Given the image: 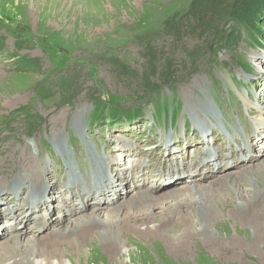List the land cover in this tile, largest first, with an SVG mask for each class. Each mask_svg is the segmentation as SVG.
Instances as JSON below:
<instances>
[{"label": "rangeland", "instance_id": "obj_1", "mask_svg": "<svg viewBox=\"0 0 264 264\" xmlns=\"http://www.w3.org/2000/svg\"><path fill=\"white\" fill-rule=\"evenodd\" d=\"M194 1L196 0H0V181L7 175V171L15 173V176L25 170L17 166V161L22 160L19 153L25 149L32 152L34 143L39 151L45 154L52 152L60 165L66 158H74L69 141L74 145L75 138H78L80 144L81 139H85L83 155L85 152L86 155L92 152L99 155L103 154V149L114 150L115 144L111 139L115 136L127 143L129 140L126 139V133L133 134L135 125V130L144 136H139V141L135 142L130 139L132 142L128 143L152 146L145 143V138L147 140L149 136H157L160 132L157 133L159 130L153 125L155 110L147 103L148 99L154 101V98L143 96L144 83H147L145 78L149 84L157 83L166 66H172L173 81L159 84L160 91L156 100H164L171 107L174 102L181 104L177 121L178 134L180 120L183 118V122L190 121L187 115L189 111L184 110L187 98H194L199 102V99L202 101L208 97V102L216 111H230L224 118L225 121L247 118L250 122L254 115L246 109L244 100L240 98V95H245V100H251L252 105H257L264 115L260 105L264 106V9L256 20L251 21L252 26L259 31L249 30L242 21L245 25H237L240 31L237 45L221 49L215 44L217 32L222 33L218 44L224 43L223 40L227 37L224 32L230 33L234 25L219 21L207 36L200 35L199 31L191 32L186 16ZM169 21L177 22L178 32L166 29V22ZM210 44L212 49H217L216 55L209 48ZM153 58L156 70L150 71L149 62ZM23 59L26 62L19 64ZM66 88L70 91L67 92ZM103 103L107 108L105 118L94 124L93 109L97 104L103 106ZM117 107L121 111L126 107L133 110L140 108L144 124L127 126L122 119H110L106 113ZM200 121L208 122V118L203 116ZM240 121L237 131L240 130L243 134V122ZM75 122L82 127L83 134L73 126ZM69 126L72 127L74 139L68 141ZM88 127L91 129L85 130ZM142 128L146 129V133ZM228 130L223 128L222 138ZM107 140H110L108 146L112 149L106 147ZM60 143L70 147L67 155L58 154L57 146ZM217 144L219 146L221 141L218 140ZM74 147V152L80 150L78 145ZM188 148L190 146L183 147L176 154L177 160L180 161L183 157L180 155L182 152L190 155L192 149ZM258 152L255 150L254 155ZM44 158H48L47 154L43 155ZM91 159L94 160V156L89 158ZM133 159L136 160L137 157H127L123 167L120 165L123 163H118L115 168L127 167V172L134 166L132 164V167H128L129 160L132 163ZM51 160L53 164V159ZM44 161L42 160L43 163ZM156 162L153 165L150 161V168L154 169L153 176ZM35 164L39 166L38 160H35ZM89 164L87 161L85 169H88ZM250 164L255 168L252 170V179L246 183L259 191L257 184L264 187V160L260 163L252 161ZM100 166H103L102 161ZM140 171L135 173L136 176ZM241 171L242 168L239 169ZM62 177L65 175L62 174ZM117 177L123 178V173H118ZM158 177L144 179V184L139 188L154 190V182L159 183ZM203 177L197 182L193 180L192 185L189 181L186 183L188 177L180 183L174 180V187L159 189L153 194L161 195L162 192L184 189L186 185L208 184L218 176L210 179ZM241 179H244V175ZM52 182L57 186L56 180L53 179ZM150 184L153 185L151 189ZM244 186L245 184L242 185ZM124 189L131 192L135 187L128 184ZM58 190L61 191V188ZM219 191L223 192V188H219ZM118 200L117 198L115 202ZM79 201L80 198H76L73 205ZM1 205L5 206V203L1 202ZM94 206L95 204H90L83 214L91 212L90 208ZM258 209L257 214L251 215L252 217L246 213L247 218L241 221L230 216V211L226 212L230 218L223 221L220 213L217 224L208 222L206 229L193 230L191 235L180 242L181 248L171 247L170 242L173 241L162 240L163 237L138 240L139 242L131 240L126 241L127 252H117L116 257H111L108 252L99 248H87L72 261L66 259L65 263L264 264V207ZM42 212L38 216L43 215ZM67 212L59 210L52 217L62 220ZM30 223L28 220L27 226L20 225L21 229L28 231ZM52 224L53 220H50L46 230L33 237L41 240L50 232ZM5 228L4 232L8 226ZM19 228L16 227V233L25 235ZM174 234L177 233L174 231ZM164 237L168 239L170 234Z\"/></svg>", "mask_w": 264, "mask_h": 264}, {"label": "bare ground", "instance_id": "obj_2", "mask_svg": "<svg viewBox=\"0 0 264 264\" xmlns=\"http://www.w3.org/2000/svg\"><path fill=\"white\" fill-rule=\"evenodd\" d=\"M240 98L244 100L246 109L254 115V119L251 120L252 127L245 135L237 131L240 119L225 121L224 118L230 114V111H216L208 102L207 97L202 101L198 98L199 102L197 99L187 98L184 110L189 111L187 115L192 125L188 127L182 118L180 124L183 128L179 138L173 134H164L161 139L155 136L148 137L146 143L154 146L151 150L143 144L128 143L132 142L130 139H133V142L139 141L138 137L142 135L135 130V125L134 131L130 128L133 134L129 135L125 132L128 137L126 139L129 140L127 143L115 136L111 139L115 144L114 150L103 149L101 150L103 154L95 155L92 149H89L92 153L86 155L85 152L83 155L85 139H81L83 145L76 141L74 145L71 144L69 140L72 138L73 130L69 126L67 135L74 159L66 158L65 166L60 167L57 157L52 153H46L48 158L43 159V155L46 156L45 152L36 149L33 141L32 152L25 149L24 152L19 153L22 160L17 161V166L25 170L15 176L7 171V175L0 181V199H2L0 200L2 210L0 211V264H66V259L72 261L75 256L81 255L87 248L91 250L99 248L108 252L111 257H116L117 252L126 251V241L137 242L162 237V240L173 241L170 242L171 247L181 248L180 242L186 236L191 235L193 230L206 229L208 222L217 224L220 213L223 221L230 218L226 213L228 211H230V216L238 221L245 220L246 213L250 216L257 214L256 210L264 207V187L257 184L259 191H255L246 182L252 179V170L255 168L250 162L260 163L264 160V115L257 105H252L251 100H245V95H240ZM260 105L264 111V106ZM203 116L208 118V122L200 121ZM116 119H122L127 125L128 118ZM76 122H79L78 119ZM76 122L73 126L83 134L82 127H79ZM138 124H144V118H141ZM222 127L229 129L227 135L230 139L216 148L212 145L218 139L221 141ZM188 132L201 138L199 147L194 145L195 139L187 138ZM209 137H212L211 142L208 141L209 139L207 142L202 140V138ZM232 141L237 144L236 154L231 152L230 155L222 157L221 153ZM86 144H88L87 141ZM105 144L106 147L110 145V140H107ZM75 145H78L80 150L74 152ZM69 146L66 147L64 143H60L57 146L58 154L67 155ZM188 146L197 150L189 156L182 152L180 155L183 157L178 161L176 154H179L183 147ZM211 147H214V151L209 152ZM109 149L112 148L109 147ZM255 150L259 151L256 155H254ZM201 155L204 156L203 160L207 158L204 163L199 160ZM92 156L95 159L89 160ZM33 157L38 159H33ZM127 157H137L131 163V165L134 164L132 169L126 172L127 167L115 168L118 163H123L120 164L121 166L124 165V159ZM158 157L164 162L178 161L177 172L172 171V166L163 171L158 168L155 169L153 176L154 169L150 168V161L155 165ZM51 159H53V164ZM35 160H38L39 166H36ZM42 160H45L44 163ZM144 160L148 162L143 164ZM87 161L90 164L88 169H85ZM100 161L103 162V166H100ZM158 162L159 160L156 166ZM131 165L128 167H132ZM240 168H242L241 172H239ZM138 170L141 171L136 176L135 173ZM203 170L204 173H202ZM120 172L123 173V178L118 179L117 175ZM180 173H184V176L180 177ZM62 174H65V177H62ZM242 175L244 179H241ZM140 176L141 178L138 179ZM155 176H159L160 183L155 190L147 191L139 188L144 184V179H151ZM201 176L206 179L218 177L208 184L191 186L192 181H200ZM90 177H93V180L87 182L86 180ZM187 177L191 185H186V188L162 192L161 195L153 194L156 190L174 187L176 183L183 182ZM175 178L176 183H174ZM253 178L256 182L258 181L257 178ZM53 179L57 181L58 188L52 182ZM123 183L133 185L135 189L131 192L124 189L125 185H121ZM243 184H245L244 187H242ZM82 185L85 186V191L81 193ZM152 186L150 184L149 189ZM221 187L223 192L219 191ZM59 188L61 191L58 190ZM59 191L61 193H58ZM76 198H80V201L74 206ZM117 198L119 200L115 202ZM1 202H4L5 206H2ZM92 203L95 206L90 208L91 212L83 214L90 204L93 205ZM63 209L68 212L64 213L62 220L52 217L54 212ZM40 211L44 213L42 216H38ZM28 220L31 222L29 229L24 231L20 225H26ZM50 220L51 222L53 220L50 232H47L41 240L33 237L44 232ZM6 225L8 229L4 232ZM16 227L17 229L20 227L19 230L25 235H21L20 232L16 233ZM173 230L177 234L173 235ZM125 233L127 236H124ZM166 234H170V238L166 239L164 237Z\"/></svg>", "mask_w": 264, "mask_h": 264}, {"label": "trees", "instance_id": "obj_3", "mask_svg": "<svg viewBox=\"0 0 264 264\" xmlns=\"http://www.w3.org/2000/svg\"><path fill=\"white\" fill-rule=\"evenodd\" d=\"M237 1V0H236ZM233 0H196L192 3L190 7L188 17V28L191 32H198L200 35H206L209 33V30L215 29L214 25L219 21H224L227 23H232L234 27L230 29L229 32H224L227 37L226 40H223L224 43L218 44L222 37V33L220 31L216 34V43L218 48L226 49L229 47H235L239 42V29L237 25H241L243 22L246 23L245 27L249 30L254 29L255 31H259L252 26V19L256 20L261 15V12L264 9L263 0H239L237 3ZM246 18V19H245ZM192 19V22H190ZM244 19V20H243ZM243 21V22H242ZM255 22V21H253ZM179 25L177 22L169 21L166 22V29L170 30L173 33L178 32ZM214 44V45H215ZM209 48L212 49V44L209 45ZM214 55L218 53L217 49H212ZM153 57V56H152ZM23 62L26 60L19 61V64L23 65ZM155 58L150 60L149 62V70L155 71ZM165 72L162 77L157 80V83L149 84L150 82L145 78L147 83H144L145 92L143 93L145 97H153L154 101L147 100L148 104H154V108L156 111L160 112V110H166L167 104H162L161 101L156 100L157 95H159L160 87L159 84H167L173 81V73L172 66H166ZM147 84V85H146ZM67 92L70 89L66 88ZM142 96V97H143ZM70 97V95L68 96ZM104 104V103H103ZM95 120H100L105 116V110H107L105 104L103 106H95ZM141 109L138 108L133 110L132 108H127L125 110H120L117 108H111V112L106 113L110 119L121 118L124 116L127 117H138L140 116ZM172 122L174 119L172 118Z\"/></svg>", "mask_w": 264, "mask_h": 264}]
</instances>
